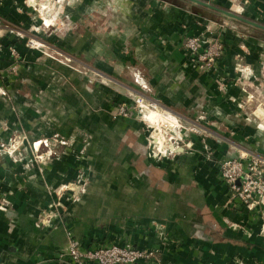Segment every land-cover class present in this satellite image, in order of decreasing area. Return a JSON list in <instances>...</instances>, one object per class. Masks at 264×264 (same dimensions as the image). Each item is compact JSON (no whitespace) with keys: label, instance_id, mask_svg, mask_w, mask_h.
<instances>
[{"label":"crops","instance_id":"1","mask_svg":"<svg viewBox=\"0 0 264 264\" xmlns=\"http://www.w3.org/2000/svg\"><path fill=\"white\" fill-rule=\"evenodd\" d=\"M65 1L70 6L64 7ZM204 1L264 25V0ZM46 2L0 0V87L7 92L0 94V264H72L67 256L58 257L67 246L68 231L82 247L129 242L152 251L149 258L116 264H264L262 208L248 209L239 199L229 201L228 185L220 176L218 163L239 150L264 152V127L252 118L264 110L260 106L247 109L251 82L264 64L249 53L247 68L246 62L234 60L233 54L240 48H249L239 29L234 25L222 34L225 54L213 71L199 74L189 65L181 44L185 35L197 31L203 13L170 7L161 0H104L117 7L119 19L135 21L136 25L127 24L120 34L131 38L146 68L147 80L138 83H149L154 98L187 123L203 130L195 119L200 110L206 117H214L217 126L208 130L211 135L194 132L188 136L195 150H178L155 159L147 155L142 124L113 121L107 114L98 119L95 112H85L88 124L84 125L87 143L83 161L92 168L88 182L79 184L80 160L73 152L58 153L45 164L32 165L28 154L16 160L2 148L19 129L33 137L53 129L63 134L75 132L74 147L82 142L77 126H82L79 103L66 115L55 111V120L48 116L49 96L58 97L47 93L48 58L26 39L62 46L64 40L57 36H63L59 33L64 32V15L73 24H84L85 19L94 22L98 0H48V9L39 8ZM57 3H62L59 12L50 14V7ZM49 15L53 17L48 19ZM42 19L50 21L51 27L44 28ZM241 22L264 32L259 26ZM82 29L66 32L82 41L87 38L86 48L95 49L98 37L112 35L111 30L101 35L89 29L80 32ZM10 45L23 56L13 71L8 68ZM105 67L100 66L109 72ZM57 81L53 78L51 83ZM74 98L79 101L72 95L68 106ZM244 99L248 104H242ZM212 102L213 108L209 107ZM197 104L203 105L197 109ZM202 141L210 147V158L202 154L206 150ZM63 183H68L64 222L37 221L39 213L49 208L51 197L45 185Z\"/></svg>","mask_w":264,"mask_h":264},{"label":"rangeland","instance_id":"2","mask_svg":"<svg viewBox=\"0 0 264 264\" xmlns=\"http://www.w3.org/2000/svg\"><path fill=\"white\" fill-rule=\"evenodd\" d=\"M28 1L33 2V0ZM66 2L68 1H65L63 5H65ZM161 2L170 7L174 5L177 8L180 7L188 11H190L189 9L191 8L192 10L197 9V11L205 15L204 17H198V19L201 20V22L198 23L199 28L196 32L185 35L181 44L186 51L189 65L199 74L213 71L216 62L225 54L224 39L222 37L227 30H231V27L234 25L239 29L241 38L246 41L247 46L249 47L240 48V51L233 54L234 60L239 63H244L247 61L245 57L249 53L253 54V59L255 61L264 64V32L256 31L250 26L248 27L244 22L228 17L222 13L209 10L208 8H204V6L192 2L190 3L188 0H161ZM48 3L47 0L46 3L43 5L39 4L38 6L39 8L43 6V9H48L46 7ZM97 3L96 11H93L97 17L94 22L85 19L86 22L84 24L79 22L73 24V22L69 20V16L67 14L64 15L62 23L64 32H61L63 34L59 33L63 36H57L61 40H64L62 46L59 44L57 46L56 44L54 46H51L50 44H47V46L45 44L40 45L33 41L35 38L26 39L27 44L37 46V49H40L48 58L49 85L47 93L56 94L58 96L57 99L49 96V100L47 101V103H49L48 116H51V119L55 120V111L60 112L58 114L66 115L68 114V109L73 111L75 103L80 104L81 115L79 121L82 126H79V124H77V126L80 127L78 132L81 134V144H77L74 147V143H76L75 141L78 138V134L75 132L73 135L63 134L53 129V131L48 134L33 137L29 136L26 130L19 129L10 135L2 147L16 160L24 153L26 155L28 154L32 157V165H39V163L45 164L46 162L51 161V158H55L58 153L63 154L73 152L80 160L77 172L81 179V181L78 182L79 184L87 181V176L91 173L92 168L90 166L88 168V165L83 161L86 157L85 146L87 143L86 127L84 125L88 124L85 112H95L98 119H102L103 117L101 116L107 114L108 118L113 121L131 120L135 124H142L144 135L146 137L145 147L147 155L155 159L163 158V156H167L169 153H175L178 150L188 152L195 150L189 143L188 136L194 132H199L201 134L205 132L206 134L211 135L208 130L214 131V127L217 126L214 117H206L205 113L202 111L200 112V110L195 119L204 127L201 128L203 130H200L192 123H187L180 118L179 114L174 109L170 108L167 104H165L167 106L164 107L162 101L154 98L156 97L154 96L156 93L149 83H138L141 79L147 80L146 68L145 66H142L140 59L141 56H139L136 48H134L131 38L123 37L120 34L124 28H126L127 24H131L132 26L136 25L134 23L135 21L126 23L122 19H119L117 7L114 5L112 6V4L111 6L107 5V3L105 4L104 0H98ZM61 4L62 3H57L54 6L52 5L49 10L50 14L59 12ZM66 6L70 5H65L64 7ZM33 8L37 7L33 5ZM83 14H85V12ZM86 15L87 14H85V17ZM210 16H213V18ZM52 17V15H49L48 19ZM49 22L50 21L46 19H42L43 27H51ZM76 27L77 29L83 28L80 32L89 29L91 32H94L93 30H95L96 34L101 35L104 34V31L111 30L112 35L108 38L104 36L98 37L96 39L97 47L95 49L86 48L84 45L87 38L82 41L80 37L71 36L66 32L68 30H74ZM189 38L198 42V45H191L188 40ZM51 44L54 43L51 42ZM75 44L76 47H74ZM218 45H220V48H213ZM7 49L10 55L8 68L12 71L16 70L20 62L23 61V56L13 45H10ZM217 49L219 53L213 55L212 59L209 58L211 57V54H213V51ZM88 65L93 66L106 74H101L97 70L90 68ZM248 65L250 64L246 62L245 67L247 68ZM100 66H106L105 68L109 69V72L100 68ZM249 70V72H252L251 69ZM243 75L244 74L241 75V78H243ZM245 76L247 75L245 74ZM53 78H57L58 81L56 83H51ZM251 84V94L248 96L249 107L247 109L250 110L253 107L260 106L264 110V69L260 70L259 76L252 80ZM119 87L123 90L119 91ZM121 92H123L122 96L119 95ZM0 94H7V92L0 87ZM72 95H74L76 99H79V101H76L74 98L72 100L74 103H72L71 107L68 106L67 99ZM136 95L138 98L140 97V100L143 101L144 105L139 102L140 100L136 98ZM88 98L90 100H88ZM91 101L95 102L96 105H92ZM242 101V104H248L245 99ZM200 105L197 104L196 108L198 109ZM209 107H215L214 102L209 104ZM154 109L157 110L155 119L150 117V111ZM163 110H169L175 115ZM252 118L256 121L255 124L257 126L262 124L264 127V114L260 113L257 116L253 115ZM73 123H76V121L73 120ZM75 130H77V128H75ZM227 135L230 136V133L228 132ZM82 136L85 137L83 138ZM156 138L162 142L161 146L163 147H161V149H163L165 154H158L157 147L160 150V145L157 146V142L155 141ZM202 144L204 149H206L202 154L204 157L210 158L209 145L204 141H202ZM59 149L61 150L59 151ZM243 151H246L245 156L248 158L252 156L264 161L263 151L250 149L239 150L226 156L236 157ZM226 156H223L218 160L219 168H221V161ZM262 167H264V162ZM67 185L68 183H63L59 186H53L50 184L45 185V189L51 199L49 208L43 211L42 214L39 213L37 221L42 220L43 222H51L53 220H58L61 224L64 222V212L66 211V201L68 200L65 197ZM257 202L258 203H255V206L260 204L263 211V204L260 200H257ZM244 205L248 209H251L246 204ZM262 211L261 218L264 222Z\"/></svg>","mask_w":264,"mask_h":264},{"label":"built area","instance_id":"3","mask_svg":"<svg viewBox=\"0 0 264 264\" xmlns=\"http://www.w3.org/2000/svg\"><path fill=\"white\" fill-rule=\"evenodd\" d=\"M188 40L191 45H198V42L192 38ZM213 48H220V45ZM218 53V49L213 51L209 58L212 59L213 55ZM136 98L140 100V97L138 98L137 96ZM139 102L143 104V101L140 100ZM163 111L170 112L169 110ZM155 141L157 146L160 145V150L157 147L158 154H165L163 149H161L163 147L161 146L162 142L158 138ZM245 155L246 152H242L236 157L226 156L221 161V177L228 185L229 201L239 199L249 208H252L255 203H258L257 200H260L264 206V167H262L264 161L252 156L248 158ZM262 214L264 215V207ZM262 230H264V222ZM67 234V246L64 250L58 252V257L67 256L72 264H87L88 261H94L97 264L132 263L152 256L151 250L135 247L129 242L124 244H106L97 247H82L71 235L70 231Z\"/></svg>","mask_w":264,"mask_h":264},{"label":"water","instance_id":"4","mask_svg":"<svg viewBox=\"0 0 264 264\" xmlns=\"http://www.w3.org/2000/svg\"><path fill=\"white\" fill-rule=\"evenodd\" d=\"M190 1H192L194 3H197V4H201V5H203V6L207 7V8H210V9L217 10V11L221 12L222 14H224V15H226L228 17L235 18V19H238V20H241V21H245V22H248V23L256 25V26H259V27L264 29V25H260V24H257L255 22H253V21L247 20L246 18H244L243 16H241V15H239L237 13H234V12H232L230 10H226V9H223V8H219V7L209 3L207 1H204V0H190Z\"/></svg>","mask_w":264,"mask_h":264},{"label":"bare ground","instance_id":"5","mask_svg":"<svg viewBox=\"0 0 264 264\" xmlns=\"http://www.w3.org/2000/svg\"><path fill=\"white\" fill-rule=\"evenodd\" d=\"M119 88H120V87H119ZM120 89L123 90L122 88H120ZM150 112H151V113H150V117L155 119V115H156L157 110L154 109V110H151ZM157 115H158V114H157ZM162 116H163V115H162ZM163 117H164V116H163ZM161 118H162V117H161ZM159 119H160V118H159Z\"/></svg>","mask_w":264,"mask_h":264}]
</instances>
